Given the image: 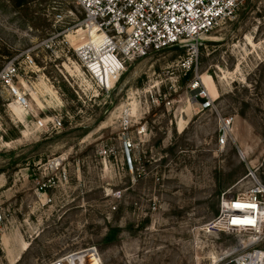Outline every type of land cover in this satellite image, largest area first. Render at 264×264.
<instances>
[{
  "label": "rangeland",
  "instance_id": "1",
  "mask_svg": "<svg viewBox=\"0 0 264 264\" xmlns=\"http://www.w3.org/2000/svg\"><path fill=\"white\" fill-rule=\"evenodd\" d=\"M80 17L69 0H0V66L16 59L28 99L19 109L0 89V264H44L88 245L103 264H233L242 236L201 226L222 193L246 189L249 170L264 180V0L206 34L190 69L182 51L163 50L111 85L102 77L108 88L74 52ZM218 117H233L223 146ZM122 133L136 144L131 168ZM57 157L66 179L55 170L38 189Z\"/></svg>",
  "mask_w": 264,
  "mask_h": 264
},
{
  "label": "built area",
  "instance_id": "2",
  "mask_svg": "<svg viewBox=\"0 0 264 264\" xmlns=\"http://www.w3.org/2000/svg\"><path fill=\"white\" fill-rule=\"evenodd\" d=\"M81 14L75 25L74 46L76 56L85 71L108 88L101 75L108 71L111 83L129 64L151 53L178 49L183 52L181 66H195L201 41L216 26L230 20L246 0H69ZM62 19L61 13L55 14ZM29 62H32L30 57ZM19 67L13 58L0 66V89L6 90L20 107L28 106L24 91L17 85ZM198 79L190 90L199 89ZM196 97L202 100L203 109H214V99L200 90ZM217 143L225 145L231 138L233 117H218ZM54 126H60L59 118H52ZM134 140L122 133L120 138L121 160L132 167L131 152ZM108 155V154H107ZM64 159L53 158L46 174L47 180L40 184L66 179ZM62 168V171L59 170ZM246 189L242 192H224L219 198L217 213L205 222L201 229L208 233H226L242 236L230 254L233 264H264V180L249 170ZM1 219V217H0ZM44 264H103L95 245L68 251Z\"/></svg>",
  "mask_w": 264,
  "mask_h": 264
},
{
  "label": "bare ground",
  "instance_id": "3",
  "mask_svg": "<svg viewBox=\"0 0 264 264\" xmlns=\"http://www.w3.org/2000/svg\"><path fill=\"white\" fill-rule=\"evenodd\" d=\"M108 78V71H106L105 73H102V75H101V78ZM103 78H102V81H103ZM109 79V78H108ZM200 82H201V85L206 89V91H207V93H209L208 95H212V97L213 98H216L217 97V91H216V89H215V87H214V83H213V81L210 79V78H207V77H202V78H200ZM205 95H206V93H205ZM215 96V97H214ZM211 97V98H212ZM12 105H14V106H16L17 108H19V109H22V108H20L18 105H16V104H12ZM11 105V106H12ZM183 118L181 119V124H180V128L182 129V123H183ZM213 263L214 264H216V261L215 260H213Z\"/></svg>",
  "mask_w": 264,
  "mask_h": 264
}]
</instances>
